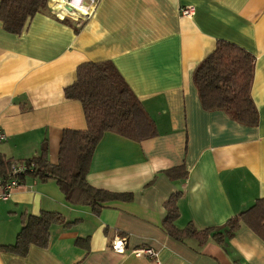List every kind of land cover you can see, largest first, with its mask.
I'll return each instance as SVG.
<instances>
[{"label":"crops","instance_id":"crops-1","mask_svg":"<svg viewBox=\"0 0 264 264\" xmlns=\"http://www.w3.org/2000/svg\"><path fill=\"white\" fill-rule=\"evenodd\" d=\"M185 6L193 7L190 16L180 14ZM220 39L254 57L253 126L200 103L192 73ZM103 60L116 66L156 135L134 142L105 132L86 180L132 199L96 214L67 202L53 180L26 174L0 201V245L15 240L23 214L55 211L70 223L52 224L48 245H31L25 256L0 250V264H264V240L247 226L224 246L208 240L198 250L162 229L164 203L174 192L180 191L178 228L218 227L264 198V0H100L92 17L70 23L57 20L47 3L20 33L0 22V153L26 159L46 142L56 163L63 130L86 127L81 103L63 90L80 64ZM178 166L186 177L170 178L166 171ZM116 236L125 238L123 253L110 247ZM143 246L157 259L130 252Z\"/></svg>","mask_w":264,"mask_h":264},{"label":"trees","instance_id":"trees-1","mask_svg":"<svg viewBox=\"0 0 264 264\" xmlns=\"http://www.w3.org/2000/svg\"><path fill=\"white\" fill-rule=\"evenodd\" d=\"M47 3L48 0H0V22L8 32L20 33ZM253 68L254 57L251 53L232 42L217 40L214 49L196 65L192 73L202 107L206 110H224L239 123L255 125L258 115L250 95ZM63 92L66 98L81 103L85 129L63 130L56 163L48 160L46 142L42 143L36 156L26 159L6 158L0 153V177H6L11 164L16 161L32 162L34 167L28 174L40 180H53L67 202L89 206L96 214L102 208L110 207L108 204L114 200L132 199L131 193L91 186L86 175L96 145L105 132L140 142L156 135L153 119L110 60L80 64L76 68L75 81L66 86ZM166 172L170 178L186 177L183 166ZM179 195L180 191L174 192L165 201L166 215L162 222V229L177 241L186 243L192 240L197 250L208 240L224 246L227 238L242 225L264 240V198L256 199L218 227L200 229L192 222L182 228L176 227ZM55 223L67 225L70 222L55 211L23 214L15 240L1 244L0 250L25 256L31 245L46 247L50 226Z\"/></svg>","mask_w":264,"mask_h":264},{"label":"built area","instance_id":"built-area-1","mask_svg":"<svg viewBox=\"0 0 264 264\" xmlns=\"http://www.w3.org/2000/svg\"><path fill=\"white\" fill-rule=\"evenodd\" d=\"M100 0H48L51 14L59 21L70 23L73 20L86 21L96 11ZM60 10L61 15L58 14ZM180 14L190 16L193 11L192 6H185L179 9ZM4 133L0 132V141L4 140ZM34 164L28 161H16L11 164L9 173L6 177H0V201L10 198L12 192L22 181V177L32 170ZM125 238L121 236L114 237L110 242V247L117 253H123L125 248ZM130 252L136 256H145L149 259H157V251L152 247L143 246L133 248Z\"/></svg>","mask_w":264,"mask_h":264},{"label":"bare ground","instance_id":"bare-ground-1","mask_svg":"<svg viewBox=\"0 0 264 264\" xmlns=\"http://www.w3.org/2000/svg\"><path fill=\"white\" fill-rule=\"evenodd\" d=\"M58 13H60V10H58Z\"/></svg>","mask_w":264,"mask_h":264}]
</instances>
